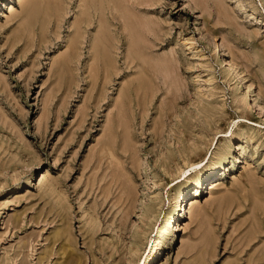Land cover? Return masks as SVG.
I'll use <instances>...</instances> for the list:
<instances>
[{
    "label": "rangeland",
    "instance_id": "rangeland-1",
    "mask_svg": "<svg viewBox=\"0 0 264 264\" xmlns=\"http://www.w3.org/2000/svg\"><path fill=\"white\" fill-rule=\"evenodd\" d=\"M27 1L0 0V264L161 236L146 264H264V0Z\"/></svg>",
    "mask_w": 264,
    "mask_h": 264
},
{
    "label": "bare ground",
    "instance_id": "bare-ground-1",
    "mask_svg": "<svg viewBox=\"0 0 264 264\" xmlns=\"http://www.w3.org/2000/svg\"><path fill=\"white\" fill-rule=\"evenodd\" d=\"M41 1L42 0H28L27 2H26V5H28L29 6V9H28V18L31 16V13L33 12V10H34V7H38L40 4H41ZM97 0H84L83 2H82V4L84 5V7L86 8V9H88V8H90L91 7V5L93 4V3H95ZM60 2V0H48V3H49V5H51V7L54 9V11L56 12V11H58L59 10V8H60V6H59V3ZM113 3H114V5H115V8L116 9H120L119 8V6H122L123 7V4L121 5V2H120V0H115V1H113ZM81 4V5H82ZM124 8V7H123ZM33 9V10H32ZM31 10V11H30ZM126 13H128L127 12V10H125V9H123ZM135 16V15H134ZM130 17V18H127L126 17V15H125V21H124V26L126 27V28H128L129 29V31L133 34L134 32H136L137 30H139V29H142V28H144V27H146V26H148V21L146 20V19H144V18H137V17ZM27 22H29V20L27 21ZM124 27V28H125ZM137 29V30H136ZM134 36V35H133ZM134 38V37H133ZM97 41L96 42H94V46H95V50L97 51V53L100 55V56H102V57H104V54H105V52H104V49H102L103 48V46H105V41H104V38L102 37V36H98L97 37ZM96 43V44H95ZM68 60H70V59H68ZM107 64H109V63H107ZM108 67L110 66V65H107ZM197 162H199V161H197ZM192 164H195V162H193V163H191L190 165H192ZM220 169V168H219ZM178 182V181H177ZM197 184V183H196ZM184 186V185H183ZM197 186V185H196ZM196 189H198V187H196ZM186 190H187V187L185 186V187H183V189H180V190H177L175 193H174V196H173V208L175 209V210H180V206L182 205V203H183V201H184V194H185V192H186ZM199 191V190H198ZM171 233H172V231H171ZM163 234V233H162ZM174 234V233H173ZM174 236V235H173ZM173 239V238H172ZM161 240H162V236L161 237H154V238H150V239H148V241L147 242H149V245H148V243H147V245H146V247H145V249L147 248V253L142 257V261H141V264H146L151 258H152V256H153V254L157 251V249H158V247H159V244H160V242H161ZM148 246V247H147ZM145 249H144V252H145ZM141 260V258L139 259V261Z\"/></svg>",
    "mask_w": 264,
    "mask_h": 264
}]
</instances>
